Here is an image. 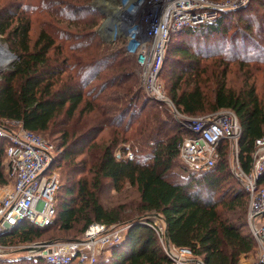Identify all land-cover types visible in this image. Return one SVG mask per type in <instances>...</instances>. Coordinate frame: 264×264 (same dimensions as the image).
I'll list each match as a JSON object with an SVG mask.
<instances>
[{
    "label": "trees",
    "instance_id": "1",
    "mask_svg": "<svg viewBox=\"0 0 264 264\" xmlns=\"http://www.w3.org/2000/svg\"><path fill=\"white\" fill-rule=\"evenodd\" d=\"M73 1L38 0L33 6L13 3L0 9V42L16 56L0 73V125L18 122L24 130L39 136L46 135L54 123L59 125L63 147L60 155L55 149L52 166L55 170L58 159L75 163L76 158L84 157L69 170L63 196H58L59 190L55 196L54 222L44 228L23 224L0 237V242L7 245L9 240L17 238L20 244H29L54 226L62 232H71L80 225L84 232L95 223L120 225V212L106 210L99 201V191L104 181H108L117 193L125 184L135 188L140 212L161 218L173 246L190 250L204 264H240L257 245L246 222L248 194L228 172L227 144H220L213 167L191 172L181 163L178 147L193 134L181 123L162 118L157 112L144 115L145 110L138 104L142 96L135 101V93H131L124 109L111 112L103 108L101 97L106 87H93V82L110 69L122 68L124 56L123 59H135L125 54L124 38L107 43L97 33L101 17L93 3L100 0ZM254 3L264 11V0H250L241 9L219 13L213 23L188 27L171 36L160 71L163 74L167 70L170 74L173 65L175 68L180 63L181 70L172 71L170 89L179 114L201 117L229 110L236 115L241 126L238 160L245 172L251 167L255 141L264 136V101L253 86L245 84L235 91L227 85V65L235 61L231 56H227L230 62L224 63V67L215 63L202 66V62L204 58L240 56L261 50L250 38L255 29L249 20ZM37 14L58 19L66 27L56 29L47 23L31 43V16ZM245 14L248 16L244 17ZM236 18L244 29L241 31L237 29L240 25L237 26L229 41L227 37ZM235 32H241V37ZM214 39L227 50L223 49L224 54L217 51L207 56L215 48L211 44ZM188 40L201 44L190 48L182 42ZM116 44L122 47L118 51L113 49ZM239 63L244 65V61ZM94 111L98 115L90 118ZM82 120L92 121L94 126L86 132L76 133L79 127L69 131L70 124ZM102 125L114 132L108 145L97 144ZM0 143V156H5L7 142L0 138ZM127 152L132 153L131 160L126 157ZM181 168L183 175L175 174ZM228 178L239 187L221 192ZM6 184L0 159V187ZM258 185L264 186V173ZM127 224L124 240L111 249L109 257H98L95 264H170L149 216ZM21 262L50 264L25 257L15 261ZM5 264L13 263L5 261ZM254 264L264 263L257 260Z\"/></svg>",
    "mask_w": 264,
    "mask_h": 264
},
{
    "label": "built area",
    "instance_id": "2",
    "mask_svg": "<svg viewBox=\"0 0 264 264\" xmlns=\"http://www.w3.org/2000/svg\"><path fill=\"white\" fill-rule=\"evenodd\" d=\"M248 2L121 0L106 8L114 24L111 43L121 37L119 29L126 28L125 54L135 59L143 91L149 97L167 102L159 77L171 36L188 27L213 23L219 13L241 9ZM170 106L173 108L171 103ZM173 111L193 134L184 138L178 147L181 163L189 171L199 172L213 167L220 144H227V153L229 151L232 156L231 172L248 194L246 222L257 244L258 258L264 263V186L258 185L264 173V136L255 141L251 167L245 172L238 160L241 126L232 111L201 117H186L174 108ZM0 138L7 142L3 163L7 184L0 187V237L23 224L40 228L51 225L56 217L55 196L60 188L59 174L52 167L55 148L39 135L24 130L18 122L1 124ZM126 157L131 160L133 155L127 152ZM149 219L170 264H204L190 250L177 248L166 240V228L159 216L152 215ZM110 227L95 223L88 227L80 242L27 244L23 249L25 252L16 253H25L27 259H41L50 264H95L98 251L120 244L128 229V226H117L111 227L108 234V231L104 232ZM9 249L0 242V260L10 259Z\"/></svg>",
    "mask_w": 264,
    "mask_h": 264
},
{
    "label": "rangeland",
    "instance_id": "3",
    "mask_svg": "<svg viewBox=\"0 0 264 264\" xmlns=\"http://www.w3.org/2000/svg\"><path fill=\"white\" fill-rule=\"evenodd\" d=\"M37 1L38 0H0V9L6 6H9L13 3L17 5L29 4L30 6H33L37 4ZM224 1H228V0H217L214 2L220 3ZM73 2H77V0H74ZM94 4L96 5V10L99 12V14H100L99 10H102L106 14H108V9L106 8L108 6L113 5L108 0H100L97 2L95 1L93 5ZM252 9H253V13L249 15V20L250 22L253 21V25H255L254 26L255 29H254V32L251 33L250 38L251 40L254 41V43H257L260 46L261 50L245 53L240 56L226 54L225 56H220L218 58H210V59L204 58L202 62V66L204 65V66L209 67V65L215 63V64H220L224 67L226 65L224 63L230 62V59L227 58V56H231L233 58V61L234 60L235 61L227 65L228 66V71L226 73L227 85L230 88L234 89L235 91L245 87V84H247V86H253L256 90V93L259 96V99L264 101V24H262L263 18H264V11L260 9L256 3H254ZM247 16L248 14L244 15V17H247ZM100 17L101 19L99 20V23L96 26V30H99L102 27V25L105 23V21L108 19V17H104L101 14H100ZM31 18H32L31 19L32 27H31V34H30L31 43H34L39 32L43 30V28L45 27L47 23H49L51 26L55 27L56 29H65L66 27V23H61V21L58 22V19H55V18L51 20L47 18V16H45L44 14L32 15ZM231 25H232V29L227 37V40L229 41H231L229 38L231 37V34L234 33L237 26L240 25L239 27H237V29L240 28L241 31L242 29H244V25L238 22V18H236V21L232 22ZM258 27H259L260 32H257ZM235 34L241 37V32H235ZM120 38H123V37H120ZM182 42H186V44H188L190 48H195V47L197 48L201 44L200 43L201 41L197 43L194 40H188V41H182ZM58 43L59 42H57V44ZM169 44H170V41H169ZM211 44L215 48L210 49L209 52L206 54L207 56H213L214 53L217 51H219L221 54H224L223 49L227 50V48L222 49L221 47L218 46L219 45L218 39H214L211 42ZM0 45L1 47L5 48L8 52H10L8 47L4 43L0 42ZM121 48L122 47L120 45L116 44L113 49L118 51ZM123 58L121 59L122 68L108 70L107 72L102 74L101 77L95 82H93L92 84L93 87L95 86L101 87L102 85H105L106 87V91L101 97L102 99H104V103H101L102 107L108 110H112L111 112H114V110L124 109L125 107L128 106L129 101L127 100L129 96L131 95V93H135V101L138 99L139 96H142L138 104L142 106V108L145 110L144 115L147 116L148 114L152 112H157L161 114L162 118L171 119V120L173 119L176 122L181 123V120L179 119V117H177L176 113L173 111V108H174L175 111L179 113V111L174 106L172 97L170 96V89H171V84H172L171 74H174L172 72L174 69H175V73H178L179 70H181L180 63L176 64L177 67L175 68L173 65L172 67L173 69L172 71H170V74H169V71L166 70V72H164L163 74H160V77H159L160 83L162 85V92L165 98L173 105V108H172L168 101L166 102L164 100H157L145 94V92L143 91L140 85L138 69L134 65L136 64L134 63L135 60L130 59V58H127V59H123ZM241 61H244L243 63L244 65H240L239 62ZM11 63L5 68H1L0 73L5 71L11 65ZM223 67H221V70ZM182 88H184V85L182 86ZM100 102H101V99H100ZM85 110L87 109H84L83 111ZM208 114H211V113H208ZM94 115H98L96 111H94V113L90 115V118L93 117ZM113 115H107V117L112 119ZM77 119L78 117L76 118V120ZM91 122L92 121H89V120L88 121L82 120L79 123L83 125H79L78 121H76L75 123L70 124L69 131L74 132L79 127V129L75 131L76 133L86 132L90 130L92 126H94L93 123ZM101 128H102V132L99 135L97 144L108 145L109 143H111V141L114 138V132L111 129V127L110 128L104 127L102 125ZM59 130H61V127L59 125H56V123H54L51 126L48 133L46 135H43L44 137L43 136H40V137L46 142H48L49 144H51L56 149V151H58L57 154L60 155L62 152V147H63V139H62L63 137L58 133ZM73 136L74 135L72 134L71 140L73 139ZM120 146H118V148H120ZM83 158L84 157L76 158L75 163L64 162L61 159L57 160L58 171L57 169L56 171L59 174V180H60V189L58 193L59 197L63 196L62 189L65 185H67V179L69 178V174H68L69 170L75 165L79 164V162H81ZM0 159L3 163H5V156L3 155L0 156ZM231 159H232V156L230 155L228 151L226 155V162H227L229 174L231 172ZM174 172L177 175H183L182 168L176 169ZM238 187L239 185L235 181H232L230 178H228L222 184L221 192H225V193L231 192L234 189H238ZM99 201L106 208V210H110L116 213L120 212L122 221L120 225H117L118 228L128 226L127 224L128 222L130 223V222L136 221V219L139 217H143V216L152 217V214H153V213H141L140 212L138 194L136 192V189L130 187L128 184H125L123 187V190H121L120 193H117L108 181H104L103 186L101 190L99 191ZM117 226L114 225L111 227L115 228ZM111 227L107 228L104 232L108 231L107 232L108 234L112 230ZM86 231L82 232V226L80 225L76 226V228L71 232H62L58 230L57 227L54 226L49 231L44 232L40 238H37L34 242L29 243V244L48 243V242H54V241H61V242H66V241L78 242L79 241L80 242L83 240V237ZM246 233L248 232L246 231ZM9 242L10 243L7 245L10 248L9 250H11L10 251L11 253L9 256L10 259L5 260V261H9L13 264H16L15 261L22 260V257L26 256L25 253H16V251L17 252L23 251V249L25 248V246H27V244H20L17 238L12 239L11 241L9 240ZM111 249L112 248L99 250L98 251L99 257L100 258L109 257ZM258 256H259V252L256 246L254 249V252L251 255L247 256L246 258L241 259L240 264H254L257 260H259ZM5 261L0 260V264H5ZM19 264H22V262Z\"/></svg>",
    "mask_w": 264,
    "mask_h": 264
},
{
    "label": "water",
    "instance_id": "4",
    "mask_svg": "<svg viewBox=\"0 0 264 264\" xmlns=\"http://www.w3.org/2000/svg\"><path fill=\"white\" fill-rule=\"evenodd\" d=\"M108 1L110 3L116 5V4L120 3L121 0H108ZM99 11H100V14L102 16L108 17V19L105 21V23L102 25V27L98 30V34L102 37V39L105 42L111 43L114 24H113L112 20L109 18L108 14H106L102 10H99ZM126 33H127L126 28H120L118 35L123 37V38H126L127 37ZM15 59H16V56H14L10 52H8L5 48L1 47V45H0V67L8 66ZM156 216H158V215H156ZM165 238H166V240H168L166 231H165ZM27 251H30V250H27ZM22 252H25V250H23Z\"/></svg>",
    "mask_w": 264,
    "mask_h": 264
},
{
    "label": "bare ground",
    "instance_id": "5",
    "mask_svg": "<svg viewBox=\"0 0 264 264\" xmlns=\"http://www.w3.org/2000/svg\"><path fill=\"white\" fill-rule=\"evenodd\" d=\"M1 68H5V67H0V69H1Z\"/></svg>",
    "mask_w": 264,
    "mask_h": 264
}]
</instances>
